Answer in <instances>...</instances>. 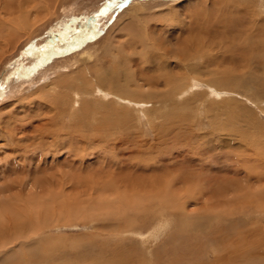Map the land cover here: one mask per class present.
I'll use <instances>...</instances> for the list:
<instances>
[{
  "label": "rangeland",
  "instance_id": "1",
  "mask_svg": "<svg viewBox=\"0 0 264 264\" xmlns=\"http://www.w3.org/2000/svg\"><path fill=\"white\" fill-rule=\"evenodd\" d=\"M120 1L0 0V70L21 50L38 55L47 33L75 30L106 13L92 16L84 44L53 42L39 65L22 59L0 86V190L12 185L10 196L21 189L27 197L35 192L32 176L66 183L37 209L29 202L11 256H25L24 264H93L97 256L124 257L120 264H264V81L247 76L253 65L236 59L229 30L215 18L219 4L238 0ZM245 7L246 27L264 19V0ZM182 41L195 47V60L176 67L171 55ZM220 70L229 77L216 85L211 73ZM169 75L180 77L179 89L167 99L146 98L166 91L158 84L150 92L145 78ZM49 120L60 132L39 141V127ZM30 142H42L30 149L46 159L37 158L34 175ZM68 142L70 158L62 149ZM23 166L28 171L17 173ZM159 180L165 205H154L169 211L162 218L137 210L132 195L152 191ZM133 212L139 221L126 226ZM161 221L166 225L157 230ZM194 221L200 231L178 236L182 223Z\"/></svg>",
  "mask_w": 264,
  "mask_h": 264
},
{
  "label": "bare ground",
  "instance_id": "2",
  "mask_svg": "<svg viewBox=\"0 0 264 264\" xmlns=\"http://www.w3.org/2000/svg\"><path fill=\"white\" fill-rule=\"evenodd\" d=\"M127 0H122L120 1L118 4H123L124 2H126ZM160 2H163V3H177L179 1H184V0H158ZM247 1L249 0H238V3H232L230 4V2L228 1H224L222 4H219L218 7H217V11H216V14H215V18L217 20V24H218V27L220 28H227V30H229L227 32V36H228V40L231 44H229L230 46L232 45V53L233 55L236 57L237 60H239V62L243 63L244 65V62L247 63V64H251L253 65L252 68H249L247 70V76H252L251 74L255 75L256 74L258 75L259 78H262L261 80L264 81V19L262 20H259L257 21V24H255L254 26L252 25V27H246L248 26V23H241L240 19L241 20H244L246 18H243L244 17V13L248 12V9L245 7ZM129 2V1H128ZM229 4V5H226V4ZM116 5V6H119V5ZM234 8H232V6ZM114 6V5H113ZM119 8V7H118ZM110 10V9H109ZM116 10V9H115ZM113 12V11H112ZM213 12V11H212ZM215 12V11H214ZM106 13H94L92 16H95V17H99L102 15H105ZM92 16L88 17L87 20H85L83 22V24L75 29V30H72V31H68L66 29L64 30H61V31H57V32H51V33H47L43 39L41 40V48H40V53L38 55H31L29 54L28 51L26 50H21L17 53V55L10 61V63H8L7 65H5L3 68H1L0 70V86L2 85V82L4 81V77H6V74H8V72L15 66L17 65V63H19L22 59H27L29 60V62H32L36 65H39L42 61H43V58H46L47 55L49 54V46H51L50 44H52L53 42H56V43H60V44H65V45H72V46H78V45H82L84 44L86 41H87V37H85V34H87V30L89 29L90 27V23H91V19H92ZM246 16V15H245ZM94 18V17H93ZM103 18V17H102ZM247 21V20H246ZM215 23V22H214ZM215 25V24H214ZM212 23L209 24L208 26L206 27H212L214 26ZM243 26V27H242ZM240 27H242L241 29L242 30V34H240V32L238 31V33L236 32V30H239ZM211 29V28H210ZM250 29H253L250 31ZM129 31H132L131 29H129ZM209 31V30H208ZM123 33V32H122ZM132 33V32H131ZM90 36V35H88ZM71 37V39L69 38ZM47 38H49L48 40H46ZM205 37H202V39L200 40V44L203 45L202 43H205L204 40ZM207 39V38H206ZM90 40V39H89ZM211 41V40H210ZM220 41V40H219ZM141 42V41H140ZM207 42V41H206ZM144 43V42H143ZM221 43V42H220ZM226 43V41H225ZM146 44V43H145ZM191 43L188 44V42L186 41H182L181 45L183 46H179L180 49L177 50L176 53H173L171 56L172 58L175 60V64H176V67L177 66H180L181 64H183L187 59L188 60H195L193 57V51L192 49L195 48L193 46L190 45ZM208 45V44H207ZM144 46V45H142ZM154 46V45H153ZM189 46H191V48L189 49ZM194 46H196L194 44ZM214 46V45H213ZM227 46V44L225 45ZM132 47V46H131ZM202 47V46H201ZM229 47V46H228ZM126 48V47H125ZM124 48V49H125ZM130 48V47H129ZM198 48V47H197ZM121 49V48H120ZM127 49V48H126ZM125 49V50H126ZM132 49V48H131ZM200 49V48H199ZM223 49V48H222ZM195 50V49H194ZM120 51V50H119ZM122 51V49H121ZM198 51V49H197ZM196 51V52H197ZM224 52V50H223ZM231 53V52H230ZM128 54V53H127ZM135 54V53H134ZM232 55V56H233ZM132 56V55H131ZM136 56V55H135ZM246 56H250L249 59H244V57ZM193 57V58H192ZM234 58V57H233ZM129 59V58H128ZM133 60V58L131 59ZM130 60V61H131ZM233 60V59H232ZM231 60V61H232ZM73 61V60H72ZM177 61V62H176ZM72 63V62H71ZM174 64V65H175ZM226 65V64H225ZM234 65V64H233ZM245 66V65H244ZM63 67V66H62ZM65 67V66H64ZM67 67V66H66ZM65 67V68H66ZM71 67V66H70ZM217 70V69H216ZM215 70V71H216ZM249 70L251 72H249ZM255 71L254 73H252V71ZM213 71L211 73V75L214 77V78H217L220 80V83L218 80H214L215 84L216 85H223L221 84V78H227V76L229 77V74L227 72H224L220 70V72H215ZM211 72V71H210ZM246 73V72H245ZM250 73V75H249ZM256 73V74H255ZM88 74V73H87ZM238 74L240 76H242L241 78H243L244 74L240 72H238ZM81 76V75H80ZM172 77V76H171ZM170 75L167 76V78H161V77H151V76H148L145 78V80L143 81L145 83V85H147V90H149L150 88H154L155 85L158 86V84H161L163 87H164V91H166L165 94H162L163 92L162 91H157L155 92H152L154 89H152L150 92L152 93H147L146 94V98H149L151 100H157V99H167L169 97H171L173 95V93L175 91H177L179 89V87L181 85H179L180 83L173 80V78H171ZM257 77V78H258ZM239 78V80L241 79ZM255 78V77H254ZM253 78V79H254ZM77 80V79H76ZM225 80V79H224ZM84 82V80H82ZM159 81H161L159 83ZM218 81V82H217ZM72 82V80H71ZM73 83V82H72ZM213 83V82H212ZM65 87V85H63ZM72 86V85H71ZM54 87V86H53ZM97 90V89H96ZM147 91V92H149ZM99 92V91H98ZM161 94H160V93ZM73 93V92H72ZM157 93V94H156ZM74 94H76L74 92ZM77 95V94H76ZM104 95V93H103ZM102 95V96H103ZM182 95V94H181ZM114 96V95H113ZM157 99H156V98ZM118 99V98H117ZM120 100V99H119ZM122 100V99H121ZM132 101V100H131ZM75 103V102H74ZM73 105V104H72ZM140 105V104H139ZM170 106L172 105H169V108ZM174 107H176V105H173L172 108L170 109H173ZM64 113V112H63ZM61 114V113H59ZM58 114V115H59ZM57 115V116H58ZM66 115V114H65ZM63 116V115H61ZM67 116V115H66ZM71 117V116H70ZM73 118V117H72ZM54 120L57 119V118H53ZM60 119V118H59ZM64 120V119H63ZM72 121V120H71ZM52 123L53 121L49 120L45 123H42L40 125V132H37V135L39 136V141H43L44 140V137H46L47 135H54V133H57V131L59 130H55V128L53 129L52 127ZM48 125V126H47ZM71 125V124H70ZM47 126V127H46ZM64 125L62 124L61 125V130H62V127ZM72 126V125H71ZM75 126V125H74ZM38 128V127H37ZM58 128V127H57ZM71 128V127H70ZM35 129V128H34ZM16 130V129H15ZM38 130V129H37ZM34 131V130H33ZM36 131V130H35ZM21 132V131H20ZM60 132V131H59ZM69 132V131H68ZM71 132V131H70ZM69 132V133H70ZM9 133V132H8ZM63 133V132H62ZM68 134V133H67ZM73 134V132L71 133V135ZM52 135H50L52 137ZM59 135V134H58ZM43 136V137H42ZM49 136V137H50ZM56 136V135H55ZM61 136V135H60ZM74 136V135H73ZM80 136V135H79ZM48 137V138H49ZM72 138V137H71ZM76 139V137H75ZM74 139V140H75ZM86 139V138H85ZM46 140V139H45ZM55 140V137L52 141ZM72 140V139H71ZM82 140V139H81ZM58 141V140H57ZM60 141V140H59ZM62 141V140H61ZM65 141V140H64ZM98 142V141H97ZM42 142H38L36 143L35 145H33V143H29V145L26 146V155L29 157V161H28V164L30 165L29 167L31 168L32 165H33V168H35L32 172H33V175L35 172H37V168L36 165H40V160H42L43 158L41 157L42 156V153H38L40 155L36 156V158L34 157L36 155V152L33 150V149H30L32 148V146H37V145H40ZM89 143V142H88ZM54 143H52L53 145ZM64 144V143H63ZM70 144L71 142H68V144L65 145V147H63L62 149L63 150H67L66 151V155H67V158H70L69 155L71 154V152L69 153V148H70ZM74 145V144H73ZM49 146V149H48V153H51V158L54 157V154H53V151H51L50 147L51 145H48ZM57 146V145H56ZM55 147V145L53 146ZM56 149V148H55ZM62 149H60L58 147V149L56 151L59 152V150L61 151ZM53 150V148H52ZM37 151V150H36ZM38 151H41L40 149H38ZM71 151L74 152V150L71 148ZM220 152H224L222 151V149H219ZM42 152V151H41ZM62 152V151H61ZM69 153V155H68ZM34 154V155H32ZM74 154V153H73ZM32 155V156H31ZM64 157V156H63ZM40 159V160H37ZM43 162H46V159H43ZM53 163V159L50 160V163ZM192 163V162H191ZM198 163V162H196ZM195 163V164H196ZM15 164V163H14ZM201 164V163H200ZM16 165V164H15ZM197 165V164H196ZM14 166V165H13ZM19 166V165H18ZM198 166V165H197ZM41 167V165H40ZM18 168V167H17ZM24 168L27 170L28 167L26 166H23V169H20L19 171L21 172H17V173H21L23 174L25 171H24ZM208 168V167H207ZM29 169V168H28ZM16 170V169H15ZM28 171V170H27ZM39 171V169H38ZM192 171V170H191ZM176 173V172H175ZM32 174V173H31ZM185 175H188V174H185ZM184 175V176H185ZM183 176V175H182ZM183 176V177H184ZM194 176V175H193ZM17 177V175H16ZM24 176H22L23 178ZM68 177V176H67ZM162 177V176H161ZM169 177V176H168ZM181 176L179 175V178ZM188 177V176H187ZM21 178V179H22ZM46 178V177H45ZM45 178L41 179L39 176H32L29 178V184H30V188L33 189L35 192H32V191H29L27 192V197L24 196L23 198V192L22 190L18 189L19 191H17L18 193L15 194V197L14 195L10 196V192L12 189V185L10 186H6L4 190H0V264H24V261L25 259H23V257L25 256H22L20 257L18 255H16V257L14 256H11V249H12V245L14 242H18L20 241L21 242V228H23V225L25 223V214H24V209L26 208V206L29 204V202H34L35 204H33L35 209H37L38 206H41V204L43 205V199L46 198L48 200H51L52 198H55V195L59 189L62 188V186H64L66 183L65 181H63L61 183V181H57V179L55 180L53 176H49L47 178V180H45ZM165 178V177H164ZM186 178V177H185ZM28 179V178H27ZM166 179V178H165ZM163 179V180H165ZM169 179V178H168ZM197 179V178H196ZM16 180V184L19 183V185L21 186L20 183H22L23 181H19L18 179H15ZM66 180V179H65ZM177 180V179H176ZM185 185V189H186V186L187 185V181H189L187 178L186 179H181ZM193 180V178L191 179ZM178 182L179 179L177 180ZM175 182L176 184L178 182ZM163 182V181H162ZM193 182V181H192ZM194 183V182H193ZM15 184V185H16ZM26 184V183H25ZM24 184V185H25ZM147 184V183H146ZM146 184H143L146 185ZM189 184V183H188ZM197 184V183H196ZM163 183L161 184V181H157V186L154 184L152 188V191L150 190V187L148 186L147 188L149 189V191H146V190H143L142 188H138L137 191H134L132 193V195L136 194L135 196L138 197L139 199V207H137L136 209L137 210H143L142 212L146 211H149L151 214H154L155 216V213L158 214L159 218H162L164 216V214L166 215V213H169L168 210H166V208H162L159 209L157 206H155L154 204L156 202H159L161 201L162 204L165 205L164 203V197L162 195V188H165ZM5 186V185H4ZM142 186V185H141ZM140 186V187H141ZM142 186V187H143ZM176 186V185H175ZM28 187V186H27ZM145 187V186H144ZM184 187V186H183ZM154 188V189H153ZM180 188V187H179ZM190 188V187H188ZM24 189V188H23ZM64 189V188H63ZM27 190V189H26ZM30 190V189H29ZM180 191V190H179ZM186 191V190H185ZM7 192V194H6ZM25 192V191H24ZM159 193V197H157L158 195L157 194ZM12 194V193H11ZM34 195L36 196H39V197H35L34 198ZM35 199V200H34ZM45 199V200H46ZM160 199V200H159ZM142 201H146V202H150V206H148L147 204H144L145 206H142ZM40 204V205H38ZM149 204V203H148ZM161 204V205H162ZM169 204V202H168ZM175 204V203H174ZM204 207H205V210L207 211V207L208 206V202L204 204ZM211 208V207H210ZM158 209V210H157ZM157 210V211H156ZM163 210V214L160 213V211ZM35 211V210H34ZM33 211V212H34ZM138 212V211H137ZM141 212V213H142ZM136 213V212H135ZM145 213V212H144ZM35 214L36 211H35ZM124 215V214H123ZM138 213L134 214V212L132 213V217H130V215L125 219V225L128 226V225H136L138 222ZM32 216V215H31ZM36 216V215H34ZM125 217L127 215H124ZM33 217V216H32ZM31 217V218H32ZM165 217V216H164ZM37 218V216H36ZM219 218V216H218ZM28 219V218H27ZM35 219V218H34ZM129 219H132L129 221ZM148 219V218H147ZM184 219V217H183ZM182 219V220H183ZM189 219V218H188ZM194 219V218H193ZM216 219V218H215ZM136 220V221H135ZM165 220V218H164ZM139 221V220H138ZM191 221V220H190ZM26 223H27V220H26ZM187 223V222H186ZM192 223V222H191ZM163 224L166 225V221H161L160 224H158L157 226V230H160L161 228L163 229ZM188 225V224H187ZM217 225V224H216ZM44 227V226H43ZM189 230L191 233L194 234V232H197V231H200L201 230V226H199V221H194L192 224H190V226H185V224L182 223V225H180V230H179V233H178V236L180 235V233H182V231L184 230ZM218 231V230H217ZM220 232V231H219ZM145 234V233H144ZM152 235V234H151ZM215 236V235H214ZM150 238V237H148ZM197 238V237H196ZM194 241V240H193ZM23 243V241H22ZM15 245V244H14ZM213 249V248H212ZM33 250V249H31ZM214 252L213 253H216V250H213ZM34 253V252H32ZM185 253L182 252V254L177 258L180 259L182 258V256L184 255ZM98 255V254H97ZM157 255V254H156ZM32 256V255H31ZM34 256V255H33ZM32 256V257H33ZM117 256V255H116ZM37 257V256H36ZM119 257V256H118ZM116 257V258H118ZM216 257V255H215ZM124 257H121L119 261H123ZM29 259H30V255H29ZM35 259V258H33ZM96 260H94V263L93 264H120L119 261H113V260H102L101 258H99L98 256L96 258H94ZM217 260V257L215 258ZM37 260V258L35 259ZM35 260L33 262H35ZM102 260V261H101ZM44 260L42 259L41 263L43 262ZM218 261V260H217ZM148 262V261H147ZM157 262V261H156ZM179 262V261H177ZM36 263V262H35ZM38 264V263H37ZM156 264H160L159 262H157Z\"/></svg>",
  "mask_w": 264,
  "mask_h": 264
},
{
  "label": "water",
  "instance_id": "3",
  "mask_svg": "<svg viewBox=\"0 0 264 264\" xmlns=\"http://www.w3.org/2000/svg\"><path fill=\"white\" fill-rule=\"evenodd\" d=\"M71 39V37H69ZM49 38H47L46 40H48Z\"/></svg>",
  "mask_w": 264,
  "mask_h": 264
}]
</instances>
